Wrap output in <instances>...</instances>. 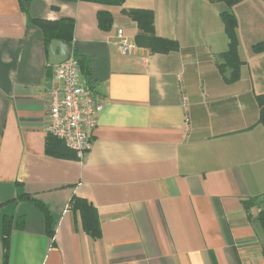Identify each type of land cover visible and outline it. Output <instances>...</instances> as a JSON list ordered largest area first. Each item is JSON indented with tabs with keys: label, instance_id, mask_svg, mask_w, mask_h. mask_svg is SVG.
I'll use <instances>...</instances> for the list:
<instances>
[{
	"label": "crops",
	"instance_id": "obj_1",
	"mask_svg": "<svg viewBox=\"0 0 264 264\" xmlns=\"http://www.w3.org/2000/svg\"><path fill=\"white\" fill-rule=\"evenodd\" d=\"M227 8L0 0V264H264V1L230 6L236 70L218 66ZM123 10L150 11L176 48L138 46ZM64 18L60 41L103 105L81 157L46 130L53 65L38 22Z\"/></svg>",
	"mask_w": 264,
	"mask_h": 264
},
{
	"label": "built area",
	"instance_id": "obj_2",
	"mask_svg": "<svg viewBox=\"0 0 264 264\" xmlns=\"http://www.w3.org/2000/svg\"><path fill=\"white\" fill-rule=\"evenodd\" d=\"M116 38L122 54L134 50L121 29H117ZM52 81L53 86L47 92L46 130L81 157L91 146L90 132L103 105L82 78L78 59L72 52L65 61L53 66Z\"/></svg>",
	"mask_w": 264,
	"mask_h": 264
},
{
	"label": "trees",
	"instance_id": "obj_3",
	"mask_svg": "<svg viewBox=\"0 0 264 264\" xmlns=\"http://www.w3.org/2000/svg\"><path fill=\"white\" fill-rule=\"evenodd\" d=\"M63 1H72V0H63ZM94 1L104 5H121L124 0H86ZM227 5L226 11L221 13V19L225 26V30L229 39L228 49L218 55L220 62L218 66L220 69L223 66L228 65L233 70H236L239 65V60L237 57V38H236V21L233 13L229 10L230 6L239 1V0H224ZM264 1V0H263ZM123 13L129 18L135 20L138 25V33L135 36V43L138 46L147 48L150 52H166L172 48H176V43L172 40L161 38L156 36L153 28V16L150 11L147 10H123ZM112 22V16L107 11H99L97 13V24L101 29H108ZM38 25L44 32V38L47 45L53 39H58L65 41L66 43L71 42V36L73 31V21L70 18H64L58 23H47V22H38ZM80 60L78 59V62ZM80 63V62H79ZM262 119L264 118V108L262 105ZM96 219L93 214H91L90 219L86 222L89 231L94 237L98 236L97 229L95 228ZM4 243L7 245V227L8 223L4 224ZM263 227H264V218H263ZM90 228V229H89Z\"/></svg>",
	"mask_w": 264,
	"mask_h": 264
},
{
	"label": "water",
	"instance_id": "obj_4",
	"mask_svg": "<svg viewBox=\"0 0 264 264\" xmlns=\"http://www.w3.org/2000/svg\"><path fill=\"white\" fill-rule=\"evenodd\" d=\"M48 50L49 63L53 66L65 61L70 54L69 46L58 39H53L50 41L48 45Z\"/></svg>",
	"mask_w": 264,
	"mask_h": 264
}]
</instances>
